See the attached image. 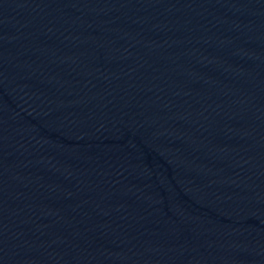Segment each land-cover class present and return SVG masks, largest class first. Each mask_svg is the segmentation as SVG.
<instances>
[{
    "label": "water",
    "instance_id": "95a60500",
    "mask_svg": "<svg viewBox=\"0 0 264 264\" xmlns=\"http://www.w3.org/2000/svg\"><path fill=\"white\" fill-rule=\"evenodd\" d=\"M0 264H264V0H0Z\"/></svg>",
    "mask_w": 264,
    "mask_h": 264
}]
</instances>
